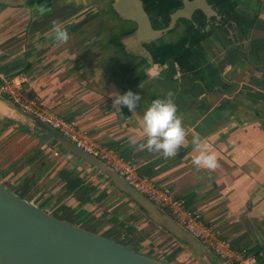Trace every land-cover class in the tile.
<instances>
[{"label": "crops", "instance_id": "obj_1", "mask_svg": "<svg viewBox=\"0 0 264 264\" xmlns=\"http://www.w3.org/2000/svg\"><path fill=\"white\" fill-rule=\"evenodd\" d=\"M140 1L150 27L143 33L130 13L119 14L115 0L0 5V74L23 75L26 95L132 161L200 212L236 251L264 264V73L241 52L259 33L235 41L226 17L244 11L239 0H204L208 15L197 0H188L197 2L194 9H183L182 0ZM38 5L52 11L41 16ZM54 21L67 28V43L55 41ZM129 90L141 96L137 108L117 110L111 93ZM169 92L187 136L175 157L164 158L138 145L146 140V108ZM196 136L217 155L216 170L193 165ZM62 171L80 182L79 190L67 191ZM0 183L49 215L138 254L166 264H207L102 171L1 99Z\"/></svg>", "mask_w": 264, "mask_h": 264}, {"label": "water", "instance_id": "obj_2", "mask_svg": "<svg viewBox=\"0 0 264 264\" xmlns=\"http://www.w3.org/2000/svg\"><path fill=\"white\" fill-rule=\"evenodd\" d=\"M26 0H0V5L22 6ZM120 15L137 21L141 33L149 27L140 0H115ZM183 9H194L197 2L182 0ZM198 6V5H197ZM126 13V14H124ZM142 28V29H141ZM155 33V32H152ZM252 67H256L248 51L244 52ZM8 102L7 100L0 98ZM10 103V102H8ZM12 107L19 110L15 105ZM22 112V111H21ZM24 113V112H23ZM25 114V113H24ZM35 125L51 136L71 154L102 171L119 190L127 193L157 222H165L168 230L182 239L207 264H221L213 255L190 237L160 208L132 189L108 166L78 148L35 117ZM132 235L136 230L129 229ZM133 231V232H132ZM0 264H166L129 250L115 241L59 220L42 211L27 200L21 199L0 183Z\"/></svg>", "mask_w": 264, "mask_h": 264}, {"label": "built area", "instance_id": "obj_3", "mask_svg": "<svg viewBox=\"0 0 264 264\" xmlns=\"http://www.w3.org/2000/svg\"><path fill=\"white\" fill-rule=\"evenodd\" d=\"M25 81V77L21 74L9 77L0 74V98L48 125L75 146L108 166L154 206L165 210L178 226L207 249L221 264H256L254 256L236 251L217 228L202 219L200 212L190 210L185 205V201L174 196L170 189L161 187L141 175L132 161L122 158L114 149L98 144L88 133L81 131L76 122L60 118L41 106L37 99L26 95L23 89Z\"/></svg>", "mask_w": 264, "mask_h": 264}, {"label": "clouds", "instance_id": "obj_4", "mask_svg": "<svg viewBox=\"0 0 264 264\" xmlns=\"http://www.w3.org/2000/svg\"><path fill=\"white\" fill-rule=\"evenodd\" d=\"M36 11L43 16L51 12L52 9L46 5H38ZM52 34L55 41L60 44L67 43L70 39L67 28L58 21L53 22ZM111 95L113 97L112 105L119 111L120 106H126L130 112H133L141 100L138 93H133L130 90L122 95L118 92L111 93ZM142 127L146 140L138 147L162 153L164 158L175 157L187 136L183 118L178 115V108L171 92L163 99H154L146 108L142 117ZM130 143L136 145V140L133 138ZM192 144L197 149V154L192 160L197 169L214 171L219 167L217 155L211 151V146L208 143L196 136L193 137Z\"/></svg>", "mask_w": 264, "mask_h": 264}, {"label": "trees", "instance_id": "obj_5", "mask_svg": "<svg viewBox=\"0 0 264 264\" xmlns=\"http://www.w3.org/2000/svg\"><path fill=\"white\" fill-rule=\"evenodd\" d=\"M255 1L257 2V5L261 2V0ZM258 9H252V15L244 14L250 11L249 8L246 9L247 11L244 10L245 12H232L229 16H227V20L228 28L236 35V42L238 39L241 40V42L246 40L253 30L255 33H259L258 36L250 39L247 51L256 65V67L253 68L264 73V57L262 56L264 53V22L258 18ZM242 47L244 48L245 46L242 45ZM60 176L65 181L68 192L79 190L78 188L80 187V182L74 180L71 177V174L66 171H62Z\"/></svg>", "mask_w": 264, "mask_h": 264}, {"label": "rangeland", "instance_id": "obj_6", "mask_svg": "<svg viewBox=\"0 0 264 264\" xmlns=\"http://www.w3.org/2000/svg\"><path fill=\"white\" fill-rule=\"evenodd\" d=\"M239 1H241L243 3L245 11H247L246 10L247 8L250 9V11L244 13V14H247V15H252L253 13L251 11H252V9L254 10V8H257V9L259 8L258 12H259L260 8L264 9V0H261L259 5H257V2L255 0H239ZM245 11H243V12H245ZM259 15H261V18H263L264 17V12L260 11ZM256 36H258V34H256ZM262 56L264 57V53L262 54Z\"/></svg>", "mask_w": 264, "mask_h": 264}, {"label": "flooded vegetation", "instance_id": "obj_7", "mask_svg": "<svg viewBox=\"0 0 264 264\" xmlns=\"http://www.w3.org/2000/svg\"><path fill=\"white\" fill-rule=\"evenodd\" d=\"M197 2L199 3V4H201L202 6H204L205 7V13H206V15H208V11L209 12H212L211 11V7L207 4V2L206 1H204V0H197ZM260 11L261 12H264V9L263 8H260V10H259V12H258V18H259V13H260ZM205 15V16H206ZM217 16V15H216ZM227 18V17H226ZM260 19V18H259ZM262 22H264V19H260ZM248 46H249V44H248ZM248 46H245L244 47V49L243 50H241V52H242V54L246 57V55H245V51H247V49H248ZM247 59V58H246ZM248 61V60H247Z\"/></svg>", "mask_w": 264, "mask_h": 264}]
</instances>
